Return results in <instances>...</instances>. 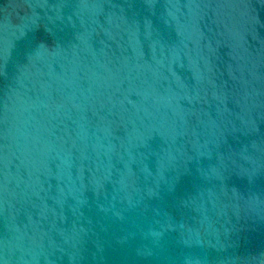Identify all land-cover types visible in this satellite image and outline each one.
<instances>
[{
	"label": "water",
	"instance_id": "95a60500",
	"mask_svg": "<svg viewBox=\"0 0 264 264\" xmlns=\"http://www.w3.org/2000/svg\"><path fill=\"white\" fill-rule=\"evenodd\" d=\"M0 264H264V0H0Z\"/></svg>",
	"mask_w": 264,
	"mask_h": 264
}]
</instances>
